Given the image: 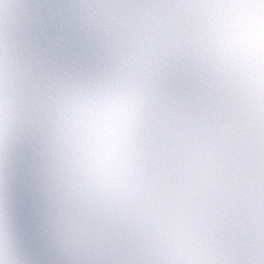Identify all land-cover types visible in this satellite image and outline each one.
Here are the masks:
<instances>
[{
  "label": "snow or ice",
  "instance_id": "obj_1",
  "mask_svg": "<svg viewBox=\"0 0 264 264\" xmlns=\"http://www.w3.org/2000/svg\"><path fill=\"white\" fill-rule=\"evenodd\" d=\"M0 264H264V0H0Z\"/></svg>",
  "mask_w": 264,
  "mask_h": 264
}]
</instances>
